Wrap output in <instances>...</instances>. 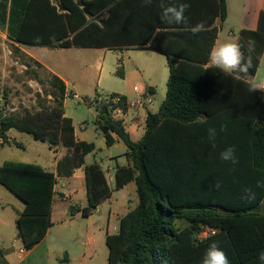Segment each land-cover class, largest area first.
Returning <instances> with one entry per match:
<instances>
[{
	"label": "trees",
	"instance_id": "16d2710c",
	"mask_svg": "<svg viewBox=\"0 0 264 264\" xmlns=\"http://www.w3.org/2000/svg\"><path fill=\"white\" fill-rule=\"evenodd\" d=\"M56 1L30 0L24 21L13 31L15 37L9 35L11 42L53 48L149 50L163 55L168 68L165 98L156 113L147 112L145 131L136 142L112 116L116 109L127 111V98L119 94L94 98L105 143L110 144V134H115L124 143L131 164L117 169L114 191L134 182L137 197V205L105 238L107 264H202L213 241L230 264H264L259 259L264 252V186L256 187L258 181L264 184V91L249 92L247 84L264 56V9L256 29L242 30L238 37L245 59L249 40L255 41L252 66L247 73L229 76L218 68L205 67L217 38L215 27L196 34L186 26L158 33L153 27L146 38H136L128 8L125 20L121 18V0ZM217 11L223 22L225 0H217ZM12 50L28 60L22 62L26 68L43 69L52 90H44V99H39L32 112L5 114L0 107L2 145L23 148L8 139L7 132L14 130L50 150L66 149L55 174L37 164L6 161L0 166V185L24 204L16 229L23 249L30 250L52 225L57 177L69 178L75 169L83 168L87 205L82 209L71 206V216L79 213L88 218L111 197L112 190L99 164H84L95 145L75 138L73 122L64 115L65 83L18 48ZM32 73L40 83L37 72ZM116 75L125 78L121 66ZM222 125L225 130L221 132ZM210 127L218 133L215 149L208 139ZM228 146H235L239 163L220 159V152ZM215 182L220 184L218 189L213 187ZM249 187L256 192L254 202L242 198ZM204 227L216 232L198 239Z\"/></svg>",
	"mask_w": 264,
	"mask_h": 264
},
{
	"label": "crops",
	"instance_id": "0c3cea01",
	"mask_svg": "<svg viewBox=\"0 0 264 264\" xmlns=\"http://www.w3.org/2000/svg\"><path fill=\"white\" fill-rule=\"evenodd\" d=\"M123 3L120 5V15L123 21L125 20V11L128 8V21L132 26H134V31L138 34L136 38H146L144 36L149 33L153 27H155V33L159 31H174L181 28L187 27L193 28L196 24L203 22L204 30H209L215 27L217 29V38L213 47H218L225 42H236L238 43L239 33L242 30H255L257 26V20L259 12L264 9V0H225L226 5V17L223 22L220 21L217 11V0H152L151 5L146 6L144 0H121ZM30 0H0V46L6 43L9 46L18 48L23 54L35 60L41 64L48 72L60 78L66 86L67 97L70 96V80L69 76L61 69L55 68L51 63L43 62L40 59L42 55L52 54L56 51L61 50H83V49H99L108 50L105 48H53V47H43V46H27L22 44H16L11 42L9 35H13V31H17L18 26L24 21V15L26 7ZM53 4H57L56 0H51ZM129 2V3H126ZM161 3L168 5L174 4L178 5L180 3L190 4V8L186 11L185 15L188 17L189 23L184 24H168L161 20L162 8ZM125 4H129L126 7ZM144 26V27H142ZM203 30V31H204ZM12 32V34H11ZM152 38V36H151ZM125 51V50H124ZM140 52H153L149 50H133ZM3 52H1L2 54ZM10 53V52H9ZM159 56H163L156 52H153ZM164 57V56H163ZM3 56L0 55V72L3 69ZM43 59V58H42ZM164 62L166 64V59L164 57ZM167 67V64H166ZM205 67H213L208 64ZM163 73L164 79L168 78V68ZM138 76L141 73L137 71ZM126 77V76H125ZM257 81H264V56H262L259 63L257 72L252 78ZM251 79V80H252ZM149 84L144 82L134 85L133 87V98L135 96L139 97L142 101L141 106L130 107L131 100L125 94L123 95L128 100V109L126 112H122L120 109L114 110L112 116L115 120L122 122V126L125 132L128 134L132 141H138L142 137L145 131V119L147 112L156 113L151 109V103L153 98L156 96V80L149 79ZM72 87H74L72 85ZM72 93V92H71ZM166 94V93H165ZM73 98H78L76 94L72 93ZM66 97V98H67ZM100 98V97H99ZM108 98V97H107ZM165 98V96H164ZM102 99V98H101ZM106 99V98H104ZM117 99V98H116ZM150 100L148 103L145 100ZM115 100V99H114ZM118 100V99H117ZM164 100V99H163ZM66 101V99H65ZM64 101V102H65ZM162 103V102H161ZM65 117H68L65 111ZM69 118V117H68ZM118 118V119H117ZM72 120V119H71ZM73 122V121H72ZM74 127V125H73ZM11 131L7 132L8 139L10 141H15L14 137L11 136ZM75 138L78 141H84L79 139L74 128ZM111 135L110 144H106L107 151H104L103 159L99 164L102 168L107 184L112 190L111 197L103 202L97 207V209L88 217L86 223V233L84 237V253L79 255L74 264H103L98 258L100 247L102 244L105 245V238L108 234L114 233V228L118 229L119 220L124 216L129 210L133 209L130 200L124 197L123 192L128 188L136 193V186L134 182H129L121 190L114 191L115 187V174L119 168L130 167L131 164L125 157L126 147H122L119 152H115L114 149L120 145L122 142L113 133ZM85 142V141H84ZM21 144V143H20ZM22 145V144H21ZM9 146L2 145V140L0 141L1 148ZM23 147V145H22ZM49 148V147H48ZM96 148V147H95ZM64 148H57L52 151L54 156V162L51 169H47L43 166L45 170L56 173V167L58 161L61 157L60 151ZM66 150V149H65ZM1 152V151H0ZM6 161L1 162L0 166ZM56 185L54 187L55 195L52 203V214H51V227L48 229L44 239L34 246L30 250H24L22 247V242L18 238L16 221L21 212L24 210V204L19 199H12L9 195L2 194L0 198V264H25L29 259L34 261V264H48L50 262L52 255V248L49 246L51 242L49 241L51 230L53 227L57 226L54 224V219L56 214L60 212L61 204L65 203L64 199L69 198L72 200L79 193H85V183L84 182V172L83 168L75 169L73 174L69 178H56ZM17 198V197H16ZM75 206V205H71ZM70 206V207H71ZM84 206L80 207L81 209ZM81 216L79 213H75L73 217ZM58 220L61 221V217L58 215ZM59 225V224H58ZM12 228L16 229V234H12ZM108 255V250H107ZM97 258V259H96ZM63 262H67V259H63ZM72 264L73 260H68Z\"/></svg>",
	"mask_w": 264,
	"mask_h": 264
},
{
	"label": "rangeland",
	"instance_id": "374dc122",
	"mask_svg": "<svg viewBox=\"0 0 264 264\" xmlns=\"http://www.w3.org/2000/svg\"><path fill=\"white\" fill-rule=\"evenodd\" d=\"M1 48L2 46H0ZM1 52L3 53L1 54ZM1 52L0 55L3 56V69L0 72L1 110L5 114L22 113L23 110L34 111L39 99H44V90H52L46 72L33 65L31 68H26L22 62L28 60L15 54L6 41ZM42 56L41 61L53 64L55 68L63 70L69 76L70 90L78 97L73 98L72 93L69 92L70 96L66 98L64 106L67 116L73 121L79 139L93 143L96 147L93 153L85 157V165L95 161L101 163L104 151H107L104 135L97 123L94 98L104 99L111 94H125L133 100L134 85L142 82L149 84V79H155L157 94L153 98L151 109L158 111L166 93V78L164 79L163 73L167 71V67L164 57L153 52L73 49L56 51ZM119 66L125 72L124 79L116 75ZM32 71L37 72L40 83L35 81ZM137 71L141 73L142 77L138 76ZM86 101H89L91 106ZM149 101L145 100L147 103ZM11 136L20 142L23 148L12 144L1 148V162L14 161L37 164L47 169L52 168L55 154L49 150L47 145L34 141L27 134L16 131H11ZM122 147H124V143L120 142L114 151L119 152ZM65 154L66 150L62 149L59 155L62 157ZM2 194L9 195L12 199H18L0 185V198ZM122 195L131 201L132 208L137 205L134 191L128 188ZM64 202L53 221L57 226L52 228L49 238L53 256L48 264H70L68 262L70 259L74 264L76 258L84 253L83 243L87 220L82 216H71L70 206L75 205L79 208L86 206V194L79 193L72 200L69 196L64 199ZM58 215L61 217V221L58 220ZM14 233L16 234V229L12 228V234ZM98 258L103 264H107L106 245H101ZM63 259H67V262H63ZM25 264H34V261L29 259Z\"/></svg>",
	"mask_w": 264,
	"mask_h": 264
},
{
	"label": "clouds",
	"instance_id": "9594fccd",
	"mask_svg": "<svg viewBox=\"0 0 264 264\" xmlns=\"http://www.w3.org/2000/svg\"><path fill=\"white\" fill-rule=\"evenodd\" d=\"M152 0H144L146 6L151 5ZM162 14L161 20L168 24H184L189 23L188 17L185 13L190 8L188 3H180L178 5L161 3ZM204 30L203 22L196 24L191 28L193 34L199 33ZM255 50V41L249 40L248 42V57L245 59L244 53L241 51V46L236 42H225L218 47H213L209 53V63L211 66L220 69L225 75H232L233 73H247L252 66L251 53ZM249 92L260 90L264 91V81H257L255 79L247 81ZM225 126L222 125L220 131H224ZM218 133L215 127L208 129V139L212 143V148H216V137ZM235 146H228L220 152V159L232 164L239 163L238 158L235 155ZM264 184L258 181L256 187H262ZM215 188H219V182H215L213 185ZM243 199L248 202H254L256 200V192L252 188L244 189ZM259 259L264 261V252H261ZM202 264H230L227 254L219 247L218 242L213 241L206 250Z\"/></svg>",
	"mask_w": 264,
	"mask_h": 264
},
{
	"label": "built area",
	"instance_id": "2783aa9c",
	"mask_svg": "<svg viewBox=\"0 0 264 264\" xmlns=\"http://www.w3.org/2000/svg\"><path fill=\"white\" fill-rule=\"evenodd\" d=\"M117 99L113 100V102H116ZM130 107H136V106H141L142 105V101L139 97L135 96L134 100L132 102H130ZM1 141V140H0ZM117 229L114 228V231H116ZM215 230L209 228V227H204L202 228V230L197 234V238L198 239H205L207 237H209L210 235L215 234Z\"/></svg>",
	"mask_w": 264,
	"mask_h": 264
},
{
	"label": "water",
	"instance_id": "95a60500",
	"mask_svg": "<svg viewBox=\"0 0 264 264\" xmlns=\"http://www.w3.org/2000/svg\"><path fill=\"white\" fill-rule=\"evenodd\" d=\"M219 212H220V213H225L226 211H224V210H219Z\"/></svg>",
	"mask_w": 264,
	"mask_h": 264
}]
</instances>
